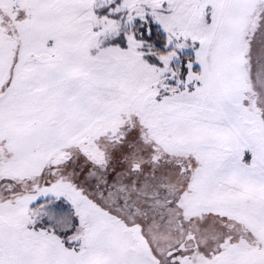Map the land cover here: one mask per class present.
I'll use <instances>...</instances> for the list:
<instances>
[{"label":"snow or ice","instance_id":"obj_1","mask_svg":"<svg viewBox=\"0 0 264 264\" xmlns=\"http://www.w3.org/2000/svg\"><path fill=\"white\" fill-rule=\"evenodd\" d=\"M0 264H264V0H0Z\"/></svg>","mask_w":264,"mask_h":264}]
</instances>
